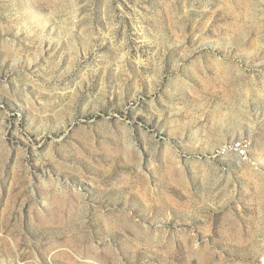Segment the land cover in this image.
I'll list each match as a JSON object with an SVG mask.
<instances>
[{
  "label": "rangeland",
  "instance_id": "rangeland-1",
  "mask_svg": "<svg viewBox=\"0 0 264 264\" xmlns=\"http://www.w3.org/2000/svg\"><path fill=\"white\" fill-rule=\"evenodd\" d=\"M0 264H264V0H0Z\"/></svg>",
  "mask_w": 264,
  "mask_h": 264
},
{
  "label": "built area",
  "instance_id": "built-area-1",
  "mask_svg": "<svg viewBox=\"0 0 264 264\" xmlns=\"http://www.w3.org/2000/svg\"><path fill=\"white\" fill-rule=\"evenodd\" d=\"M246 148H247V143L244 141H240V142L235 143L233 145L224 147L222 149V152H227V151L233 150V151L239 153L240 155H244Z\"/></svg>",
  "mask_w": 264,
  "mask_h": 264
}]
</instances>
